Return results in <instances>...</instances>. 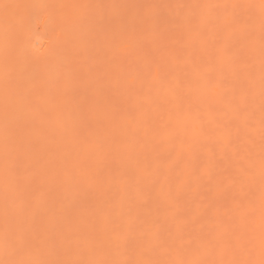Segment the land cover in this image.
<instances>
[{
  "label": "bare ground",
  "instance_id": "6f19581e",
  "mask_svg": "<svg viewBox=\"0 0 264 264\" xmlns=\"http://www.w3.org/2000/svg\"><path fill=\"white\" fill-rule=\"evenodd\" d=\"M25 1L0 0V97H6V102L10 103L8 100L15 94L14 97L17 96L18 99H13H17L19 106L21 103L23 105L25 99L24 94H21L23 87L19 86L20 72L27 73V70L14 60L19 54L21 58L26 57L23 55L26 50L31 51V47L26 44L27 38L33 31L31 29L28 31L27 25L30 22L28 20L35 19L46 8L44 0ZM180 2L182 3L179 4ZM133 6L132 3L130 6L127 5L131 8L128 14L134 19L141 11L142 19L138 22L146 32L143 37L150 41L155 37L157 39L163 37L162 52H159L156 46L151 49L154 52L157 50V61H163L165 58L167 60L170 57L171 62L169 60L167 62L171 64L165 62L162 68L153 65V69L150 70L148 66L150 60L140 62L139 65L146 75L149 70L152 73L150 78L145 77L149 79L148 81L141 79L139 82L138 80L134 82V77L138 74L134 73L135 76L128 78L126 77L128 74L123 75L126 71L124 73L120 71L123 74L119 72L123 77L125 76L124 84H120L123 87L122 92L128 89L127 81L134 83L136 90L139 91L144 81L147 90L141 94L131 91L133 93L131 105L135 114L129 124L121 126L120 135L111 137L108 145L112 146V155L108 162L106 161L108 169L98 160L99 154L91 142L94 135L80 143L81 148L77 150L82 154L78 159L80 162L77 160L76 151L75 159L72 160L76 164L74 167L77 171L75 182H84L92 172L96 175L102 174L96 190L98 196L96 194L90 198L94 202L89 205L92 209L88 206L91 210L84 207L81 209V206L80 209L69 206L67 217L63 219L72 215L71 219L68 221L60 219L61 225L54 223L55 229L57 227L59 229L55 231L56 233L51 232L53 235L46 236V233H43L42 240L46 238L47 242L44 240L38 243L36 254L40 259L44 256L42 252L46 254L47 250L53 248L48 241L52 237L62 247L56 246L62 248L61 251L64 249L61 254L63 256L59 257L60 260H97L106 261L108 264H121L125 261L128 264H143L145 261H151L153 264H213V262L219 264L220 261L238 259L259 264L260 260L264 259L259 245L261 208L264 205V168L261 164L264 154V141L261 139V120L264 117V94L261 90V31L264 13L261 10V0H161L158 5L149 9L144 6L145 9L132 10ZM177 6L179 8L183 6V9ZM112 7L108 15L115 12V8ZM118 7L122 8V13L125 11L124 5L122 7L120 4ZM74 9L71 10L72 14L76 12ZM78 9H86V5ZM128 14L124 16L128 17L126 19H129ZM28 15H31L29 19ZM63 18L52 19L65 26L61 27L66 30V32L63 30L65 36H69L70 23L72 24L74 20L66 21ZM116 22L118 23V19ZM133 25L131 23L132 27ZM133 28L136 30L135 27ZM143 28H141L142 32ZM139 29L137 28L138 31ZM102 39H104L103 35ZM101 43L103 45L104 41L102 40ZM42 47L43 44L39 48L41 55L49 49V42L43 49ZM92 48L91 50L88 48L92 55L99 51L98 48ZM26 65L29 67L28 61ZM19 67L20 69L23 67L22 71H26L17 72ZM56 67L45 70L41 75L47 80L61 77L59 82H62L63 92L57 93L58 101L55 103L62 109L66 104L64 92L69 90L68 92L72 93L75 91L72 87L75 85H71L73 76L68 71L62 72L64 67L68 69L66 66L62 67L60 72H58L59 68L55 70ZM8 68L13 69L12 74L4 73L3 70ZM89 68L87 64L84 72L87 73ZM37 69L38 67L36 71ZM28 70L32 71L30 77H33V70L29 68ZM57 78L54 79L56 84L59 80ZM46 79L41 80L44 82ZM40 83V80L36 81L31 89L27 90L28 95L31 90L35 98L37 97L32 100V103L38 104L37 106L50 93L47 87L39 88ZM98 95L95 101L104 96L99 92ZM30 96L33 98L32 95ZM58 105L56 107L59 108ZM18 110V113H21V109ZM108 110H101L99 117L109 118L106 116L110 112ZM63 111L62 109L60 110L62 113H55L53 121L42 123L39 129L42 128V131L49 135L63 134L64 124L70 125L73 122L69 119L68 122L62 120L67 119L61 117ZM27 113L25 116L27 115L29 120L28 117L32 115L28 116ZM33 118L32 116L31 119ZM106 121L108 120L104 121L105 124ZM6 123L2 126L0 122L4 141L10 135L5 129L10 128V126L6 127L8 124ZM108 128L110 127L107 124L101 128L102 135ZM139 132L142 136L137 140L134 135ZM29 134H31L30 138L34 139L38 130L33 131L30 128ZM4 141L3 144L0 141L2 146L4 145L1 146L3 149L7 142ZM75 141L74 137L69 136L64 142L73 144ZM3 156L0 157L1 165L6 163V160L2 162V159L6 158L5 152ZM85 163L89 165L81 172L79 166ZM50 165V161L43 163L42 169L45 172L43 170L42 174L45 178L53 172L48 169ZM112 168L115 170L112 171ZM5 169L6 167L2 169L1 174L6 178L8 176L5 174ZM63 176L66 183L60 178L61 176L58 175L56 178L61 179L60 182H64V185L67 184L64 193L69 194L66 190L72 181L71 179L68 181L67 176ZM5 180L7 183L11 182ZM3 191L4 197L11 195L10 191ZM2 199L0 205L4 200ZM32 203L35 205L33 204L31 208L27 207L29 211H33V207L38 206L40 202L37 198ZM250 207L254 209L252 215L248 214ZM0 208L1 212H5L4 206ZM59 210L57 212L61 215L62 209L60 212ZM33 219L30 216L26 230L23 228L21 230L16 225L18 229L13 227V231H17L23 238L25 231L33 227L31 223ZM53 219L55 220L52 215L47 217L46 224L52 223ZM5 223L2 225L3 231H0V240L5 229L8 228ZM50 228H54L53 225ZM220 233L226 237L240 236L242 246L234 245L233 249L227 252L217 246L215 250L210 251L208 241ZM34 235L32 237L36 240L37 234L36 238ZM248 236L254 237V247L245 243ZM23 246L17 248L20 254L17 255L21 258L18 259L35 260L30 254L22 255L23 249L26 248H22Z\"/></svg>",
  "mask_w": 264,
  "mask_h": 264
},
{
  "label": "rangeland",
  "instance_id": "374dc122",
  "mask_svg": "<svg viewBox=\"0 0 264 264\" xmlns=\"http://www.w3.org/2000/svg\"><path fill=\"white\" fill-rule=\"evenodd\" d=\"M16 1L22 2L23 0H16ZM27 1L28 0H26L25 2ZM160 2L161 0H132V1L126 0V2L125 0H86V1L85 0H44V3H45L44 5L46 8L43 13L38 14V17H36L33 20H30L29 18L31 15L30 16L28 15L29 20L28 19L27 20L28 22L30 21L29 25H27L28 31H31V30L33 31H31V35L27 38L28 41L26 42V44L31 47V51L28 52L26 50L25 54H23V55H26L27 58L25 56L21 58L19 54L18 57L16 58L17 61L14 60L15 63L17 62L20 64V65L18 64L20 67L23 66L24 68L23 67L22 68L27 70V71L26 70L22 71V68L20 69V67L17 70V72H20V70L22 72H25V71L27 72V73L20 72L21 79L19 82V86L20 88L23 87L22 89L23 92L21 91L22 93L21 92L19 93H21L22 95L24 94L23 98L25 99L23 100V105L21 103V106H19L20 104L17 102V99H18L17 96L14 97L15 94L11 97L12 99L10 98L8 100L10 101V103L6 102L7 100L6 97L4 96L0 97V112L2 113V114L0 113V122L2 123L1 125L3 126L4 125L3 123H6L7 121H11L9 123L7 122L8 124L6 123L7 124L6 127L10 126V128H5L7 129V133L10 134L7 140L4 141V138L1 135L2 129L0 130V135H1L0 141H2V144H3V141L4 143L7 141L5 143V147H4L5 149L2 148L4 145L2 146L0 142V157L1 155L3 156L5 152L6 158L2 159V162L3 161L5 162L6 160L7 166H8V171L5 173L6 176L8 177L5 178V176H2L1 172L3 173L2 169L6 167L5 166L6 163H3L4 165H1V161H0V169L2 167L0 171V179L2 180V181L0 180V184H1L0 185V204H1V199L5 196L3 190L10 191V194H11L9 197L8 196L4 197L3 198L4 200L2 199L3 200L2 205H0L1 207L4 206L5 210L7 209V215H6L5 214L6 212L4 211L1 212L2 209L0 208V231H3L4 226L2 227V225H4L5 222H6L5 224L8 225L7 229L11 231H13V227L16 228L17 226H19L21 230L23 229L26 230L27 225H28L27 222L29 221L30 216L34 218L33 219L34 221L31 222L33 224V227L31 226V228L28 231H25L26 232L25 236L21 239L19 243L21 245L17 243L19 247L22 245H24L22 248L26 247L24 248L25 251L23 249L22 255L30 254L31 256H33L34 259H36V257L39 259L40 256L36 254V251H35L38 243L44 240L47 242L46 238L42 240V238H44L43 235L45 233L47 236L49 234L53 235L51 234V232L53 233L57 232L59 228L57 227V229H55L56 228L55 226L57 224L61 225L62 222L59 223V221H61L60 219L67 217L66 213H68L67 210H69L68 209L69 206L70 208L71 207L74 208L75 206V208L77 207L79 209L81 207H82L81 209H83V207L84 209H88V210L92 209V207H90L89 205L94 202L92 199L90 200V198L96 196V194L98 193L96 191L98 190L97 185L99 184L98 181L100 182L102 174L96 175L92 172V174L90 173L87 176V178H85L86 180L84 182L82 183L75 182L77 179L76 177L77 171H76V168L74 167L76 164L72 160L75 159L74 154L76 152L78 153L77 160L82 157L80 156L82 154L79 153L81 151L79 152L77 151L81 148L82 144L80 145V143L87 141L89 137L94 135L91 142H93L94 148H96L97 150L96 152L99 154L98 155L99 162H102L103 166H105L106 168L108 166L106 164V161L108 162V159L112 155V146H109L111 137L114 138L120 135L121 126L129 124L130 121H132V118L134 117L135 113L131 105L133 93L135 92V93L141 94L145 90H147L146 89L147 84H143L145 83L144 81L143 83L141 81L142 87L140 86V91L136 90V86L134 85V83L132 82L130 83L127 81L126 83L128 85V89L125 92H122V89H123L122 85L124 84L123 82L125 81L124 79L125 76L123 77L122 74L124 73V71H126L123 75L128 74L126 76L128 78L135 76L134 73L138 74L136 75L137 77H134L135 78L134 82L135 80L136 81L138 80L139 82V80L141 79L145 80L148 76H149L148 78H150V75L152 73L149 71L152 70L154 66H159V68H162L165 62L168 64H171L170 63L171 61L169 60L171 59L170 57L167 58V60L165 58V60H163L164 62L157 61L156 59L157 50L159 52L160 51L162 52L163 37L161 38L159 37L158 39L157 37H155L152 41H150V39L149 40L146 39V37H143L145 36L146 32H144L145 31L144 28L142 27V25H139V22H138L140 21V19H142L140 17L141 11L140 12L138 11L139 13L136 14L134 18L135 20L132 19L130 15L128 14L131 12L130 10L131 8L127 7V5L130 6L131 3L134 4L133 6L134 8L132 7L133 8L132 10H136V8L138 10V8L142 9L144 6L146 7V9L155 7ZM181 3L182 2H180L179 4ZM120 4L122 5V7L123 5L125 6L124 7L125 11L123 13L121 11L122 8L118 7L120 6ZM83 5L84 6L86 5V9L79 10L78 8H82ZM110 6L111 7L113 6L112 8H115V12L112 15H108L109 10L111 9ZM179 6L177 7L179 8ZM183 6H181L179 9H183L182 8ZM72 9L76 10V12H74L73 14L71 13ZM126 14H128L127 16H129V19H126L128 17H124L126 16ZM60 17H64L63 19L66 21L74 20L72 24L70 23V27L72 31L70 30L69 36H65L66 30L65 28H62L65 26H62V24H60V22H58L57 20L52 19V18L59 19ZM117 19H118V23L116 22ZM131 23L134 24L133 27H135L136 30L131 26ZM137 25L139 27H136ZM137 28L138 29L140 28L139 31L137 30ZM141 28H143V32ZM63 30L65 32H63ZM116 34L118 37L116 36ZM102 35L104 39H102ZM135 36L136 37L141 36L140 37L141 39L139 37L137 39ZM121 37L122 38L124 37V39L122 40ZM101 39L104 41L103 45H101L102 44ZM108 39L109 40L111 39L110 40L111 42ZM142 39L143 40L146 39V40L143 41ZM117 41L120 43L121 46L118 45L119 43ZM48 42H49V49L47 50L45 54L41 55V53L39 52L40 46L43 44V47H42L43 49L44 46H46ZM92 42L94 43L92 44ZM157 42H160V43H157ZM71 44H74V46H71ZM75 44H77L76 47H75ZM148 44L150 46H148ZM90 46L91 48L93 47L92 49L98 48L99 51L94 55L90 54V51L88 50V48L91 50ZM102 46H104V48ZM153 46L157 47V50H155V52L151 50ZM70 47H75V48L72 49ZM70 58L72 60H70ZM62 59H64V61ZM151 59L152 60L156 59V60L152 61ZM26 60L28 61L29 67L26 65L27 63ZM145 60L147 61L150 60L151 62L150 63L151 67H150V64L147 63L149 64L148 66L150 68V70L147 72L148 75L145 74V71L143 70V68L140 67L141 65H139L140 62H143ZM168 60L170 62H167ZM85 63H87L88 66H90L87 73L84 72V67L87 65V64L85 65ZM81 65H82V68H81ZM64 66H66L68 69H66ZM37 67H38L37 69L38 72L36 71ZM53 67H56L55 70L59 68L58 72H60V69L64 67V70H62V72L68 71L73 76L74 80L72 82L73 84L71 85H75V87H72V88H75L74 89L75 91L72 92V89L70 88L73 94L69 93L68 92L69 90L67 91L68 93L64 92L66 95V97H64L66 104L65 106L63 105L64 108L62 107V109L65 112L63 111V114L62 115L60 114L61 117L67 118V119L61 118L62 120H65V122H68L67 120L69 119L73 121L72 124L70 125L64 124L65 131L63 132V134L54 133L53 135H49L45 133L44 131H42V128L39 129V126L45 122H49V123L52 122L55 113L60 112V110L62 111V109H60V106L55 103V101H58L56 99L58 98L56 97L57 93L63 92L62 82L61 83L59 82L61 80V77H58V78L52 77L50 80H47L46 78H43L44 76L42 77L41 75L42 72H44L47 69H51ZM28 68L30 70L31 69L33 70L34 76H36L38 79L40 78L39 80L41 83L38 84L39 88L47 87V90H49L48 92H50L49 94H47L48 97L44 101H42L39 104V106H37L38 104L36 102L32 103V100L37 99V97L35 98L31 90H29V93L30 95L33 96V98L27 93L28 88L31 89L33 83H35L36 81H39L33 75H32L33 77H30V75L32 74V71H29ZM34 68H35V71H34ZM3 71L4 73L6 72L7 75L8 73L9 74L13 73L12 68L4 69ZM120 71H123V73ZM119 72L122 74H120ZM23 74H26V75H23ZM27 74H29V76H27ZM118 74H120V76ZM18 76H19V73H18ZM56 78L59 79L57 80V84L55 82L56 80L54 81V79ZM41 79L42 80L46 79V80L42 82ZM148 80L149 79H146L145 81H148ZM59 83L60 85H58ZM48 87L52 90L50 91ZM33 88H36V87H33ZM113 90H115L116 93L113 92ZM98 92L100 94H104V96L102 95L98 101H95L98 99V96H99ZM25 93L27 94V97ZM130 93H132V95ZM20 97L22 96L20 95ZM95 97H97V99H95ZM13 98L14 99L17 98V99L14 100ZM1 100L2 101L4 100V101L1 102ZM24 101L26 102L24 103ZM57 105L59 106V108L56 107ZM13 106L16 109H14ZM10 108H12L13 111ZM19 108L21 109V113H18ZM28 109L30 110L31 114ZM107 109H109L108 111H110L109 113L106 112L108 113L106 116L109 118H105V119L103 118L104 119L103 120L102 117L101 118L99 117L100 111L101 110L105 111ZM98 111H99V114H98ZM27 112H29V114ZM26 113L28 114V116L32 115L35 119L34 118L31 119L32 118L31 116V117H28L29 118L28 120L26 117L27 115L25 116ZM34 113H37L38 115L37 114L34 115ZM39 119L41 122L39 121ZM105 120H108L106 121V124L110 128H108L107 131H104L103 132L104 134L102 135L101 128L106 126V124L104 123ZM14 122L16 123L13 124ZM10 123L13 124V128H12V124L9 125ZM31 126H33L34 128ZM30 128L33 129V131L38 130L37 137L34 139L30 138L31 136V134H29ZM5 129H3V131ZM13 130L15 133L14 132L12 133ZM141 134L140 132L135 134L134 138H136L137 140H139L138 138L141 139V136H142ZM69 136H72L75 138L76 140L74 142L75 144L64 142L69 138ZM1 137H2V140H1ZM44 161L51 162V165L49 166L48 169L50 170V172L51 171L54 172V173L52 172L50 176H47V178H45V176L43 177V174H42L44 170L42 169ZM71 161H72V164H71ZM88 165H89L88 163H85V165L79 166V169H81V172L86 167H88ZM111 170L114 171L115 169L113 170L112 168ZM58 175L61 176L60 178L64 182H65V178L63 175H65V177L67 176L66 179H69L68 181H70L71 179L72 184L69 185V187H67V190H66V192L68 191L69 194L64 193L65 192L64 190L66 189L67 184L64 185L63 184L64 182L63 183L60 182L61 179L59 180V178L58 179L56 178ZM62 176L64 179L62 178ZM5 179L10 180L11 182L7 183ZM4 181L6 183H4ZM57 196H58V199L56 200ZM88 197L89 199H87ZM37 198L39 199V202L42 205H40L39 203L38 206L33 207L32 209L33 211H29L28 208H31V206H33L34 203L32 202H35V199ZM83 198H85L86 200L84 199L85 200L84 201ZM49 201H52V202H49ZM20 202L21 203L24 202L23 210H21ZM55 204L56 205L58 204V205L55 206ZM50 207H54V208H50ZM57 209L58 210L60 209L59 212L62 209L63 213H61L60 215V213L57 212L58 211ZM51 215L53 218H55V220L53 219L54 221L52 220V223L46 224L47 217ZM16 216L19 218H16ZM70 216L66 218L67 220L66 219H63V220L68 221L69 219H71ZM56 218L59 220H57ZM89 218L90 217H88V219ZM20 223L22 225H20ZM54 223H56V225ZM51 224L53 225L54 228H50L52 226ZM69 231L71 232L72 229H70ZM14 232L17 233V231H14ZM34 234L35 235L37 234L36 235L37 238ZM32 235L35 236L36 240L33 239ZM48 241H50V246L53 248H51L50 250H47L48 252L46 251L47 255L44 252H42V255L44 256L41 257L40 259L51 260L52 258L53 259L56 258L57 260L59 259V257H62L63 255L61 256V254L64 251V249L61 251L62 248H58L60 244L58 245V242H56L57 240L55 241V238L51 237V239L50 240L48 239ZM17 251H19V249H17ZM17 251H15L14 253L6 251L3 246V238L0 240V261H4V260L20 261L19 259L21 258L18 257L17 254L19 253ZM15 256H17V258ZM23 261L25 260L23 259Z\"/></svg>",
  "mask_w": 264,
  "mask_h": 264
},
{
  "label": "snow or ice",
  "instance_id": "6c2138e0",
  "mask_svg": "<svg viewBox=\"0 0 264 264\" xmlns=\"http://www.w3.org/2000/svg\"><path fill=\"white\" fill-rule=\"evenodd\" d=\"M261 10L262 13H264V0H261ZM261 90L262 94H264V23H262V31H261ZM261 139L264 141V117H262L261 120ZM262 168H264V154H262ZM6 172L8 171V166L6 162ZM24 205L23 202L21 203V210H23ZM7 215V209L5 210ZM254 213L253 208L248 209V214L252 215ZM22 239L21 236H19L14 231H11L9 229H5L4 235H3V246L6 251L9 252H15L17 251V243ZM248 245H251L254 247V237L248 236L247 240L245 241ZM241 247V237L240 236H232V237H226L223 233L217 234L216 236H213L208 241L209 250H215L217 246L221 248L222 251H229L233 249V246ZM259 245L261 250V255L264 257V205H262L261 208V231H260V238H259ZM249 251H251V248H249ZM0 264H108L106 261H97V260H77V259H68V260H47V259H35L30 261H13V260H4L0 261ZM121 264H128V262H121ZM143 264H153L151 261H145ZM213 264H216V262H213ZM219 264H255L254 261L250 260H238L233 259L227 262L220 261ZM259 264H264V259H261Z\"/></svg>",
  "mask_w": 264,
  "mask_h": 264
}]
</instances>
